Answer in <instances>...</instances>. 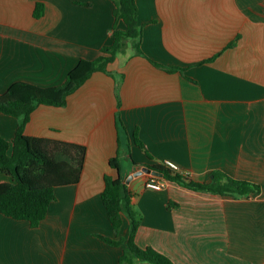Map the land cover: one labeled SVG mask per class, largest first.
Instances as JSON below:
<instances>
[{"label":"crops","instance_id":"obj_1","mask_svg":"<svg viewBox=\"0 0 264 264\" xmlns=\"http://www.w3.org/2000/svg\"><path fill=\"white\" fill-rule=\"evenodd\" d=\"M37 3L45 6L40 19ZM136 4L145 56L130 45L109 64L111 75L96 72L65 106L32 113L27 136L84 145L85 165L77 184L56 188L37 228L0 213V264H119L125 245L99 236L126 240L130 221L124 215L116 235L101 195L105 176L118 177L109 161L125 146L128 180L120 173L140 219L138 246L175 264H264V0ZM113 9L111 0H0V94L17 82L59 86L81 59L100 56L113 41ZM17 129L0 112V135L11 141ZM136 129L150 158L134 144ZM168 159L196 182L222 172L260 192L218 195L135 175ZM150 177L165 187L146 188ZM11 181L0 173V183Z\"/></svg>","mask_w":264,"mask_h":264},{"label":"trees","instance_id":"obj_2","mask_svg":"<svg viewBox=\"0 0 264 264\" xmlns=\"http://www.w3.org/2000/svg\"><path fill=\"white\" fill-rule=\"evenodd\" d=\"M111 1L114 4L113 41L101 49L100 56L93 60L81 59L69 72L65 82L59 86L41 87L27 82H17L5 93L0 94V112L18 120V129L11 141L0 135V173L12 178L11 182L0 183V213L15 220L28 221L32 228H37L45 219L50 205L56 199V188L74 185L80 181L87 155L86 146L81 144L27 136L25 128L32 113L41 105L65 106L68 97L96 72L111 75L108 70L109 64L130 45L136 54L145 56L141 49L143 25L138 22L136 0ZM44 12V4L37 3L33 17L40 19ZM119 22L124 24V29L118 28ZM234 45L235 42H231L226 48ZM219 54L203 60L200 64L213 62ZM151 62L169 73L185 72L184 68ZM118 123L125 130L120 119ZM133 141L147 157H151L140 140L137 129L133 133ZM119 156L120 148L117 155L109 161L110 167L118 171V177L105 176V188L101 197L116 235L120 233L124 215L130 221V233L126 240L99 237L112 245H125L119 264H175L154 248H142L136 244L135 236L140 219L131 207V194L120 173ZM150 168L162 172L163 178L167 181L193 191L234 196L260 192V186L233 179L222 172H214L211 182L200 183L162 164Z\"/></svg>","mask_w":264,"mask_h":264},{"label":"built area","instance_id":"obj_3","mask_svg":"<svg viewBox=\"0 0 264 264\" xmlns=\"http://www.w3.org/2000/svg\"><path fill=\"white\" fill-rule=\"evenodd\" d=\"M163 166L166 168L174 171L179 172V166L176 162L172 160H164L162 163ZM166 185V181L164 179H159L157 177H150L149 180H147L145 187L152 190H162Z\"/></svg>","mask_w":264,"mask_h":264},{"label":"rangeland","instance_id":"obj_4","mask_svg":"<svg viewBox=\"0 0 264 264\" xmlns=\"http://www.w3.org/2000/svg\"><path fill=\"white\" fill-rule=\"evenodd\" d=\"M124 148H125V150H124L125 152L123 151L120 154L119 160H120L121 172L123 174H125L124 179L126 181L129 178V175H126V172L128 173L129 170L131 169L133 159L130 158V156H129L128 148L126 146Z\"/></svg>","mask_w":264,"mask_h":264},{"label":"water","instance_id":"obj_5","mask_svg":"<svg viewBox=\"0 0 264 264\" xmlns=\"http://www.w3.org/2000/svg\"><path fill=\"white\" fill-rule=\"evenodd\" d=\"M142 172L152 173V174H154V175H156L158 177H163L164 176L162 172H159V171H156V170H152L148 166H143L140 171L135 173V175H140V174H142Z\"/></svg>","mask_w":264,"mask_h":264}]
</instances>
